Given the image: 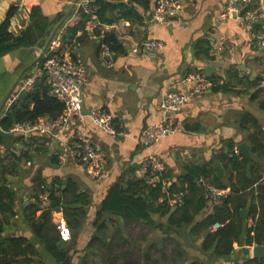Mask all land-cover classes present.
Returning <instances> with one entry per match:
<instances>
[{
	"label": "crops",
	"instance_id": "crops-1",
	"mask_svg": "<svg viewBox=\"0 0 264 264\" xmlns=\"http://www.w3.org/2000/svg\"><path fill=\"white\" fill-rule=\"evenodd\" d=\"M75 1L6 0L0 9V23L4 21L10 8L16 6L18 9L12 18L11 31L19 34L30 23L31 8L40 5L43 13L54 20L60 13L65 14L64 22L53 37L55 39L61 31L64 32L67 27L79 22L78 7L82 0ZM227 1L185 0L178 21L160 24L152 20L156 0H144L145 5H136L142 21L122 18L112 24L99 23L98 28L114 31L122 45L117 53L112 51L115 58V66L112 68L102 64L99 58L101 39L92 34L94 30L91 31L89 27L88 37L65 46L62 44L61 53L80 57L87 68L88 79L81 97V103L85 106V118L70 132L57 138L36 131L28 135L10 133L13 135L10 141L2 138L4 143L0 145V153L3 163L8 166L16 161V156L24 149L22 144L16 142L17 137L35 143L31 148L32 160L23 158L19 162V172L16 175L9 174L10 182L14 183L18 191V215L1 237L5 234L23 235L38 244L24 212L25 206L31 201L30 195L40 181L43 187H50L55 178H71L90 197L86 214L80 219L79 230L72 229V239L62 245L73 264H109L101 256L105 248L100 240L114 239L132 240V254L137 256L139 264H143V261L154 264L157 258H160L161 264H256L249 261L264 258V255H254V247L259 244H248L247 227L252 225L253 219L251 216L247 217V213H242L246 232L239 241L233 243L234 251L230 254H219L215 247L209 248L206 241L209 229L199 226L210 215L215 214V207L222 204V199L231 193L230 185L226 188L218 186L215 173L221 181L228 184L232 172L229 159L236 154L239 159L250 161L239 150V145L247 143L252 153V137L257 135L263 138V133L256 125L259 124L264 131V108L261 105L264 101V80L251 84L260 78L264 79V51L253 40L254 33H264V20L249 24L224 18L222 14ZM58 24L55 21L51 26L44 44L20 48L0 58V109L3 106L0 119L12 104L33 91L38 81L43 80L39 77L29 92L21 94L10 105L19 81L33 73L37 63L47 52L45 46ZM82 35L83 31H79L78 36ZM151 39L161 41L163 48L133 52L136 44ZM207 67H211V74L206 71ZM191 73H201L209 80L220 77L218 84H226L227 89L215 90L216 84L213 82L214 85L209 90L195 95L181 110L163 109L161 102L164 95L170 90L188 89L190 85L183 81ZM45 83L49 86L47 80ZM33 106L32 103L30 108ZM93 108L110 112L116 127L125 134L107 133L90 117L89 111ZM248 115L253 116L256 125L252 121L247 122ZM162 121L173 122L181 131L168 135L149 147L137 142V136L144 127ZM75 140L91 142L102 152L104 168L100 177L90 176L85 165L77 160H70L65 164L60 162L59 154L63 145ZM151 153H157L165 163L163 176L166 175V178L160 180L163 184V180L167 179L166 186L163 184L165 190L168 186L181 188L188 187V183L197 182L205 194L206 206L197 211L199 195L186 190L189 199L195 196L192 212H197L192 222L174 224V220H179L185 213L186 207L179 208L180 204L184 205V201L173 205L169 203L167 207L163 203V196L151 200L150 224L102 211L103 202L113 185L121 182L127 186L131 181L149 177L142 172L141 167ZM253 156L252 154V158ZM212 160L224 168L223 177L214 169ZM39 169H42V176L35 179ZM202 169L214 170L215 173L205 176ZM200 178L228 190L227 196H211L208 189L199 183ZM20 184L23 186L20 187ZM246 196L244 198L249 205L252 196ZM43 202L45 207L48 200ZM21 210L24 219L20 218ZM41 212L38 211L37 217ZM53 221L58 226L67 224L61 211L54 212ZM130 223L132 228L129 227ZM102 225H106L107 229L102 230ZM246 249L250 250L249 254ZM113 251L118 253L119 249ZM40 252L44 264H56L49 252L45 249ZM73 255H80L81 262H74ZM35 260L41 261L42 258L36 257Z\"/></svg>",
	"mask_w": 264,
	"mask_h": 264
},
{
	"label": "trees",
	"instance_id": "trees-1",
	"mask_svg": "<svg viewBox=\"0 0 264 264\" xmlns=\"http://www.w3.org/2000/svg\"><path fill=\"white\" fill-rule=\"evenodd\" d=\"M111 1L113 2L112 5L97 1H91L87 6L80 5L78 7L80 20L76 25L65 29L62 40L63 46L72 44L75 41L78 42L83 37L90 35L88 24L92 19V13L88 11V7L96 8L97 19L101 24H112L122 18L142 21L143 18L138 13L136 5H145L146 2L144 0ZM17 9L16 6L11 7L4 21L0 23V58L20 48L44 44L45 38L54 22H60L65 17L64 13H60L54 20L43 13L40 5H34L30 10L29 25L19 34H15L11 31V23L12 18L17 13ZM79 31H83L82 36H78ZM92 34L100 37L99 46L103 43L107 44L114 53L122 49L121 42L114 31H104L97 27ZM42 78L43 80L38 81L33 91L25 94L19 101L12 104L6 115L0 119V125L4 130L9 131L18 122H35L40 117L45 116L55 118L62 112L63 103L49 95L50 85L44 84L46 78ZM219 78L212 79L216 84L214 89H227L226 84H218ZM263 80V78H260L255 82H251V84ZM256 96L257 94L254 97ZM32 103L34 106L30 108ZM261 105L264 108V101ZM248 116L247 122L252 121L256 125L257 122L253 119V116ZM256 126L263 133V138L257 137V135L252 137L254 142L252 160H241L239 155L236 154L229 159L232 172L230 173L228 184L221 181L214 170L202 169V173L205 176L215 173L214 178L219 187L226 188L227 185L232 187L230 195L223 198L222 204L215 207V214L213 216L210 215L208 219L199 224L200 227L209 229L206 241H208L209 248L215 247V251L219 254L232 253L234 251L233 243L239 241L245 234L246 228L242 218L243 210L247 211V217L251 216L253 219L252 225L247 227L248 244H264V131L259 124ZM16 142L22 144L24 149L20 155L16 156L15 162L9 164V166L5 165L0 153V264H44L43 256L40 255V250L43 249L51 254L56 264H73L65 247L59 245L61 241L60 229L53 221L54 212L61 211L67 224L72 229L79 230L81 226L80 219L86 214V208L90 204V197L71 178L66 180L55 178L50 187H43L44 185L40 181L30 195L31 201L25 206L24 212L26 220L38 239V244L23 235L5 234V236L1 237L18 215V191L14 183L10 182L9 174L16 175L19 172V162L23 158L32 160L31 148L35 143L34 141L29 142L23 137H17ZM2 143H4V140L0 136V145ZM163 177L166 178V175L162 176L160 180ZM186 190L199 195L198 204L196 205L197 211L206 206L205 194L202 193L197 182L188 183V187L181 188L168 186V189L165 190L162 181L152 184L149 177L146 176L139 181L129 182L127 186L121 182L113 185L103 202L102 211L119 214L127 220L138 219L145 224H150L151 200L163 196V203L168 207L171 196L174 193L183 191L184 205L180 204L179 208L186 207V210L179 220H174V224L190 223L193 221L194 214L197 211L192 212L195 196L189 199ZM44 193H49L48 204L45 207H43L44 202L40 197ZM245 195H247L246 197L248 195L252 196V201L249 205L248 202L246 203ZM30 197L28 198L30 199ZM40 210L42 212L37 217V213ZM99 214L101 215V212ZM216 223H220L221 226L212 232L211 230H213V226ZM129 227L132 228V223L129 224ZM101 228L102 230L107 229L106 225H102ZM100 242L103 244L101 246L105 248L101 252V256L106 260V263L139 264L137 256L132 254V240L114 239L100 240ZM117 248L119 252L115 253L116 251L114 252L113 250ZM40 256L42 260L36 261L35 258ZM249 262L264 264V258H255ZM143 264L151 263L143 261ZM154 264H161L160 258L154 260Z\"/></svg>",
	"mask_w": 264,
	"mask_h": 264
},
{
	"label": "built area",
	"instance_id": "built-area-1",
	"mask_svg": "<svg viewBox=\"0 0 264 264\" xmlns=\"http://www.w3.org/2000/svg\"><path fill=\"white\" fill-rule=\"evenodd\" d=\"M6 0H0V9ZM94 0H82L81 6H87ZM264 0H228L222 16L226 19H236L245 21L249 24L264 20ZM185 0H156L152 20L160 24H171L179 20ZM255 5V6H254ZM88 11L92 13V19L88 27L93 31L99 25L96 8L88 7ZM64 32L61 31L57 38L53 39L43 59L40 60L33 70V73L19 81L17 91L12 95L10 105L14 100L25 92H29L35 85L39 77H45L50 85V95L57 98L63 103L62 112L55 118H40L36 122H18L15 123L9 133H23L28 135L32 132H38L43 135H51L55 138L70 132L79 121L85 118V112L82 108L81 97L82 90L87 82V68L80 57L71 56V54L61 53ZM97 37V36H96ZM253 40L264 51V33H254ZM163 43L156 39L144 41L133 47V52H147L152 50H160ZM99 58L102 64L108 68L115 66V58L112 50L107 44H102ZM189 84L188 89L170 90L161 102V107L168 111H179L186 105L195 95L205 93L213 85V81L209 80L201 73H191L184 81ZM92 120L99 124L107 133L112 135H124L114 124L113 115L107 110L93 108L90 111ZM181 128L171 121H162L159 123L149 124L142 129L137 136V142L142 146L149 147L160 141L162 138L176 134ZM27 137V136H26ZM18 146V144H17ZM59 160L62 164L70 160H77L85 165L88 174L92 177H100L104 168V157L102 152L91 142L87 141H67L59 154ZM166 166L164 161L157 153H151L143 162L141 170L149 175L150 183L155 184L160 181ZM167 179L163 180L166 186ZM199 183L202 184L211 196H227L228 190L221 189L210 184L206 179L200 178ZM184 192L174 193L169 202L177 204L183 200ZM42 201L48 200V194H41ZM221 226L216 223L213 229ZM61 240L64 243L72 239V228L62 223L59 225Z\"/></svg>",
	"mask_w": 264,
	"mask_h": 264
},
{
	"label": "water",
	"instance_id": "water-1",
	"mask_svg": "<svg viewBox=\"0 0 264 264\" xmlns=\"http://www.w3.org/2000/svg\"><path fill=\"white\" fill-rule=\"evenodd\" d=\"M77 1L78 0H76L75 3ZM94 1L104 2V3L109 4V5H112L113 4V2L110 1V0H94ZM71 10L67 14H69L71 12ZM64 20L65 19H63L62 21H60L59 24L56 26V28H55L52 36L50 37L48 43L45 46V50L48 48L50 42L52 41V39H53V37L55 35V33L57 32V30L59 29V27L61 26V24L63 23ZM206 71L209 74H211L212 73L211 72V67H207L206 68ZM9 96H11V95H9ZM9 98H7V99H9ZM2 108H3V106H2ZM82 108L84 110V108H85L84 104H82ZM1 109H0V111H1ZM89 113H90V111H89ZM0 136L4 140H6V141H10L13 138V135L10 134V133H8V132H6L1 126H0ZM239 150L242 151V153L246 156L247 159H249V160L252 159V153H251L250 145H248L247 143L243 142V143H241L239 145ZM212 162L215 164V161L214 160H212ZM214 169L217 171V173L219 174L220 177H223V175H224V168L222 167L221 164H215ZM41 176H42V169H39L38 170V173H37V176L35 177V179H39V178H41ZM22 186H23V184H20V187H22ZM19 213H20V218L21 219H24V213H23V211L21 210V211H19ZM246 213H247V211L246 210H243V215H246ZM59 245L60 246L64 245V242L61 240L59 242ZM246 253L249 254L250 253V250L249 249H246ZM254 255H255V257H262L264 255V245H257V246H255L254 247ZM147 256H148V254H147Z\"/></svg>",
	"mask_w": 264,
	"mask_h": 264
},
{
	"label": "rangeland",
	"instance_id": "rangeland-1",
	"mask_svg": "<svg viewBox=\"0 0 264 264\" xmlns=\"http://www.w3.org/2000/svg\"><path fill=\"white\" fill-rule=\"evenodd\" d=\"M80 257H81L80 255H73L74 262H77V263L79 261L81 262Z\"/></svg>",
	"mask_w": 264,
	"mask_h": 264
}]
</instances>
